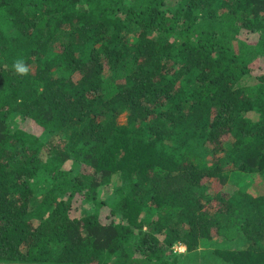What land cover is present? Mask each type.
<instances>
[{"label": "trees", "instance_id": "obj_1", "mask_svg": "<svg viewBox=\"0 0 264 264\" xmlns=\"http://www.w3.org/2000/svg\"><path fill=\"white\" fill-rule=\"evenodd\" d=\"M246 175L264 0H0V264H264Z\"/></svg>", "mask_w": 264, "mask_h": 264}, {"label": "rangeland", "instance_id": "obj_2", "mask_svg": "<svg viewBox=\"0 0 264 264\" xmlns=\"http://www.w3.org/2000/svg\"><path fill=\"white\" fill-rule=\"evenodd\" d=\"M253 38V37H252ZM250 38V40L252 39ZM253 41V40H252ZM250 42V41H249ZM106 76L110 75V72H106L105 74ZM19 118V117H17ZM16 118V119H17ZM119 123L124 124L126 123V115L123 114L119 117L118 119ZM24 121H17V124L23 126ZM25 129H29V128H25ZM32 132V130H31ZM65 137L64 134L59 136V139L61 138V140ZM64 169L72 172L75 170V165H73L72 162H68L65 164ZM45 176H43V174L41 173L40 175L36 176L33 179V186L35 188V196L36 197H40L42 196L43 192L45 191L44 187L42 186V182L44 180ZM244 184L249 185L250 186V191L254 192V194H256L255 192H257L259 189L264 190V178L263 177H258V176H254V175H246L243 179V182L239 183V180L237 178H233V181H229L223 188L225 193H232L233 191H237L241 186H243ZM50 184H47V186ZM104 196L109 195L110 193H112L113 188H104ZM237 242V243H236ZM242 246V242L238 241V240H228L226 238H218L215 239L214 241L210 242V244L202 245L203 248H207L210 249L211 252L213 253L215 250H225V249H236ZM243 247H246L243 246ZM175 251L178 252L179 254H186V248L183 245H180L178 247L175 248ZM202 264V262L200 263ZM209 264V263H208Z\"/></svg>", "mask_w": 264, "mask_h": 264}, {"label": "clouds", "instance_id": "obj_3", "mask_svg": "<svg viewBox=\"0 0 264 264\" xmlns=\"http://www.w3.org/2000/svg\"><path fill=\"white\" fill-rule=\"evenodd\" d=\"M13 67L15 68L16 72L20 75H27L30 71L29 66H27L23 59H17L14 62Z\"/></svg>", "mask_w": 264, "mask_h": 264}]
</instances>
